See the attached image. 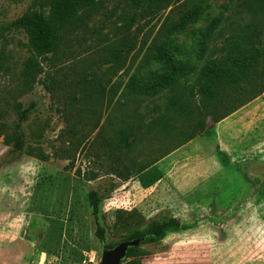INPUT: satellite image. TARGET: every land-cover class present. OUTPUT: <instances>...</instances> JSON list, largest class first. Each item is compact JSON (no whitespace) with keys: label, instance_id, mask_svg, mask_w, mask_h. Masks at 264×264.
Here are the masks:
<instances>
[{"label":"rangeland","instance_id":"obj_1","mask_svg":"<svg viewBox=\"0 0 264 264\" xmlns=\"http://www.w3.org/2000/svg\"><path fill=\"white\" fill-rule=\"evenodd\" d=\"M42 6L0 0V264H99L103 245L162 216L197 225L141 244L140 264H264V94L214 124L196 86L207 59L235 53L230 44L264 49V11L207 0L202 16L170 37L169 63L181 68L173 90L149 97L122 92L168 72L147 48L188 3L136 19L134 49L119 53L128 0H105L29 88L21 71L30 50L17 20ZM176 95L199 106L192 122L165 114ZM18 126L20 149L6 143ZM92 192L101 198L97 219Z\"/></svg>","mask_w":264,"mask_h":264},{"label":"trees","instance_id":"obj_2","mask_svg":"<svg viewBox=\"0 0 264 264\" xmlns=\"http://www.w3.org/2000/svg\"><path fill=\"white\" fill-rule=\"evenodd\" d=\"M104 1L44 0V6L39 10H30L17 20V26L27 37L30 50V56L24 62L21 71L22 81L26 87L30 88L43 72L42 63L47 57L55 55L68 37L85 28L87 22L103 8ZM191 1L193 0H128V11L122 15V24L119 28L121 35L118 44L119 53H122L123 49L128 51L134 49L135 42L134 38L130 37V31L136 19H153L165 10H171V7L178 3H188V7L180 6L182 11L177 20L170 25H167L165 20L147 48L154 60L166 63L165 67L168 72L161 79L149 83L145 88L138 89L135 83H127L124 87L125 91L122 92L123 95L135 94L152 97L163 91L173 90L181 68L179 65L169 63L170 37L175 32L182 31L187 23L200 18L203 11L202 5L207 0H195L189 3ZM239 3L250 13L258 8L264 11V0H239ZM229 46L235 53L223 58L207 59L196 82L198 104L211 117L214 124L226 119L264 93V49L252 48L240 52L237 42ZM118 55L117 53V59L120 58ZM189 93L191 98L194 97V92ZM198 107L181 100V97L176 95L169 100L165 114H173L176 118H181L184 123L192 122ZM24 119H26L25 113H19V121ZM203 125L201 121L196 120L193 129L201 130ZM120 134L126 147H130L133 143V139L129 138L130 133L123 131ZM21 139L22 133L18 126L10 137H6V143L20 149ZM100 202L101 198L92 192L90 208L95 219L99 213ZM196 225L197 223H188L169 216L152 218L141 223L140 228L133 230L124 240L143 238V245L158 244L167 236L191 231L196 228ZM95 235L100 242L104 241V229L101 226H96ZM143 255L144 252L140 247L130 248L125 260L130 259L129 264H140V258Z\"/></svg>","mask_w":264,"mask_h":264},{"label":"water","instance_id":"obj_3","mask_svg":"<svg viewBox=\"0 0 264 264\" xmlns=\"http://www.w3.org/2000/svg\"><path fill=\"white\" fill-rule=\"evenodd\" d=\"M143 240V238L124 240L113 247L103 245L99 264H121L126 258L127 251L139 247Z\"/></svg>","mask_w":264,"mask_h":264},{"label":"crops","instance_id":"obj_4","mask_svg":"<svg viewBox=\"0 0 264 264\" xmlns=\"http://www.w3.org/2000/svg\"><path fill=\"white\" fill-rule=\"evenodd\" d=\"M264 94V93H263ZM262 94V95H263ZM264 96V95H263ZM255 100H257V98L255 99ZM255 100H253L252 102H254ZM251 103V102H250ZM249 104V103H248ZM246 106V105H245ZM243 108V107H242ZM241 110V108L239 109V110H237L235 113H233L230 117H233L238 111H240Z\"/></svg>","mask_w":264,"mask_h":264}]
</instances>
